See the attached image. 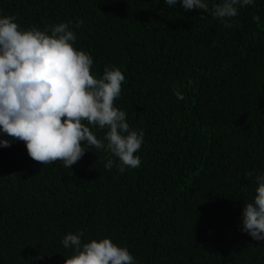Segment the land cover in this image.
<instances>
[{
	"label": "trees",
	"instance_id": "16d2710c",
	"mask_svg": "<svg viewBox=\"0 0 264 264\" xmlns=\"http://www.w3.org/2000/svg\"><path fill=\"white\" fill-rule=\"evenodd\" d=\"M0 13L22 29L83 20L75 47L95 78L122 70L115 106L145 133L140 167L123 174L105 169L107 152L68 169L20 141L0 148V264H64L77 230L138 264H264V241L240 230L264 173V0L231 28L164 0H0Z\"/></svg>",
	"mask_w": 264,
	"mask_h": 264
},
{
	"label": "clouds",
	"instance_id": "9594fccd",
	"mask_svg": "<svg viewBox=\"0 0 264 264\" xmlns=\"http://www.w3.org/2000/svg\"><path fill=\"white\" fill-rule=\"evenodd\" d=\"M164 3L179 4L186 12L201 10L231 28L239 10L254 6L256 0ZM252 19L259 26L260 16ZM15 21L14 16L0 13V137H4L0 148L20 141L33 161L42 165L60 161L68 169L89 150L107 152L105 169L115 167L123 174L139 168L137 153L145 143L144 130L132 128L127 112L115 106L125 75L116 66H106L100 78L90 74L92 55L75 47L76 30L84 21L61 22L43 30L22 29ZM176 95L184 99L181 93ZM90 128L102 131L103 138ZM255 183V194L242 209L240 230L264 241V173L255 176ZM61 244L71 252L64 264H138L127 247L108 237L88 240L82 230L67 233Z\"/></svg>",
	"mask_w": 264,
	"mask_h": 264
}]
</instances>
